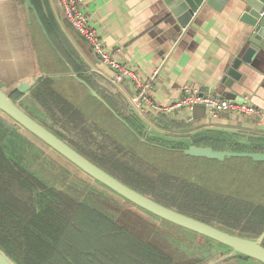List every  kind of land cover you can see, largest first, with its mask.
<instances>
[{
  "label": "crops",
  "instance_id": "1",
  "mask_svg": "<svg viewBox=\"0 0 264 264\" xmlns=\"http://www.w3.org/2000/svg\"><path fill=\"white\" fill-rule=\"evenodd\" d=\"M32 3L38 13L28 12L25 0V13H0V85L11 89L14 83L35 79L28 92L15 91L24 96L31 110L19 105L127 185L150 196L149 190L126 180L132 167L119 158L126 153L132 154L139 164L149 163L163 178L194 185L195 182L150 162L148 155L133 152L137 144H146L150 156L162 165L163 160L154 156L158 153L154 146L162 142L160 135L175 138L188 147L192 141L197 145L196 140L204 135L225 134L238 144L261 147L264 151V117H252L256 121L251 122L249 116L235 113L211 117L204 107L193 112L177 107L187 86L224 98L231 94L236 100H248L264 111V50L251 64H242L239 69L242 78L233 87L222 83L232 63L246 51L252 31L244 18V6L236 5L235 0L221 11L205 6L192 27L181 36L169 23L165 0H85L83 9L106 51L137 74L146 85L152 105L135 101L139 89L134 81L116 78V71L96 56L86 39L65 19L58 0H32ZM36 23L41 29L43 46H37L31 30ZM76 76L88 83L102 100L92 95ZM121 123L137 136L133 146L126 144L127 150L116 140L114 129ZM12 126L21 128L15 122ZM148 140H152L151 145ZM10 159L42 178L30 170L29 156H22V162L17 156ZM242 201L251 202L248 198Z\"/></svg>",
  "mask_w": 264,
  "mask_h": 264
},
{
  "label": "rangeland",
  "instance_id": "2",
  "mask_svg": "<svg viewBox=\"0 0 264 264\" xmlns=\"http://www.w3.org/2000/svg\"><path fill=\"white\" fill-rule=\"evenodd\" d=\"M0 13H25L23 0H0ZM31 30L37 46H43L44 39L37 23ZM43 32L46 34L44 29ZM46 46L42 49L44 54ZM50 52L52 54V50ZM12 94L16 103L25 109H30L24 102L26 101L24 96L20 97L16 92ZM226 98L238 101L231 94ZM172 115L176 116V113ZM249 117L251 122L256 121L252 118L254 116ZM243 119L246 118L243 117ZM11 123L13 124L14 121L0 111V142L5 146L7 155L11 154L13 158L17 156L19 162L22 156H29L31 160L27 159V164L31 166L30 170L40 174L49 188L56 189L66 197L69 196L68 198L73 201L68 203L69 207H72L75 202H84L110 214V218L117 225L115 227L128 228L145 242L151 241L157 244L166 254L172 256L174 264H262L256 260H244L240 256L227 257L230 249L222 244L212 242L213 240L205 236L181 228L139 208L79 170L43 142L42 145L41 140L20 125L22 129H16ZM114 131L118 137L116 140L126 150L128 149L126 144L133 146L137 141L136 134L123 123L119 124ZM106 133L114 136L111 131ZM148 141L150 143H146L151 145L152 140ZM161 141L160 145L154 146L155 151L158 152L154 156L163 160L162 165H158L155 158L150 156L146 144L141 143L142 146L137 144V150L133 152L148 155L150 162L163 170L173 171L182 179L195 182L194 185L183 183L176 178L170 180L163 178L161 173L149 163L139 164L132 154L126 153L119 158L132 167L125 177L128 182L143 190H149L150 196L157 201L165 202L172 208H178L182 213L211 222L228 232L254 239L262 234L264 231V162H257L249 157H230L224 161L192 157L171 146L176 143L162 139ZM234 148L239 150L238 146ZM171 159L174 162L169 161ZM242 198H248L251 202L244 203ZM60 222L63 223L65 220ZM75 242L78 243L77 240ZM98 245V248L103 246L101 240H98ZM91 254L92 258L97 256L94 252Z\"/></svg>",
  "mask_w": 264,
  "mask_h": 264
},
{
  "label": "trees",
  "instance_id": "3",
  "mask_svg": "<svg viewBox=\"0 0 264 264\" xmlns=\"http://www.w3.org/2000/svg\"><path fill=\"white\" fill-rule=\"evenodd\" d=\"M196 143L218 151L264 152L225 134L210 133ZM171 146L182 151L187 147ZM35 175L10 159L0 142V246L19 264H174L157 244L145 242L128 228L115 227L110 214L84 202L69 207L73 201L68 195ZM92 252L97 256L92 258Z\"/></svg>",
  "mask_w": 264,
  "mask_h": 264
},
{
  "label": "water",
  "instance_id": "4",
  "mask_svg": "<svg viewBox=\"0 0 264 264\" xmlns=\"http://www.w3.org/2000/svg\"><path fill=\"white\" fill-rule=\"evenodd\" d=\"M230 1L231 0H165L168 9V18H170L169 23H171L174 31L180 34V36L192 27L202 8L209 6L215 10L221 11ZM235 1L236 5L244 6V18H246L245 21L251 26L252 31L248 37L249 45L246 51L240 58L232 63L226 77L223 79L222 83L227 87H233L235 81L241 80L242 73L239 69L242 64H251L254 57H256L261 50H264V0ZM25 4L28 12L33 10L35 13H38L32 0H25ZM79 80L88 87L92 95L101 99L88 83L81 79ZM35 83V79H27L23 82L14 83L11 89H7L0 85V111L5 113L18 125L36 136L80 170L132 204L167 222L205 236L208 239L228 247L230 253L227 257L241 255L264 264V231L255 239L239 236L166 206L149 195L141 193L135 188L127 185L93 161L89 160L86 156L37 121L11 97V94L15 91L22 94L28 92ZM160 136V139L164 141L178 143V140L175 138L164 135ZM193 142L194 141L189 143L188 147L184 150L186 155L192 157H205L219 161H224L230 157H249L254 161L264 162V152L218 151L212 147L197 146ZM0 264L19 263L0 246Z\"/></svg>",
  "mask_w": 264,
  "mask_h": 264
},
{
  "label": "built area",
  "instance_id": "5",
  "mask_svg": "<svg viewBox=\"0 0 264 264\" xmlns=\"http://www.w3.org/2000/svg\"><path fill=\"white\" fill-rule=\"evenodd\" d=\"M65 19L71 24L74 30L81 35L91 45L96 56L106 65L116 71L118 80L124 77L134 81L139 89L135 101H144L152 105L150 98L146 94V85L140 81L136 73L125 65L114 60L106 51L105 46L92 27L89 15L84 11L85 0H58ZM177 107L187 108L193 112L197 107H204L211 117H218L222 113H235L244 116L264 117V111L256 107L248 100L231 101L221 96L204 94L198 89L185 87ZM166 110V109H164Z\"/></svg>",
  "mask_w": 264,
  "mask_h": 264
}]
</instances>
